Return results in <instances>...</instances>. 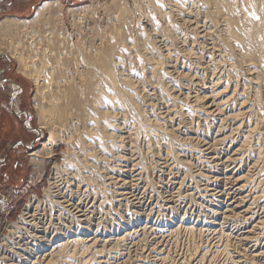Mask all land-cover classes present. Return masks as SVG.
<instances>
[{
	"label": "bare ground",
	"instance_id": "1",
	"mask_svg": "<svg viewBox=\"0 0 264 264\" xmlns=\"http://www.w3.org/2000/svg\"><path fill=\"white\" fill-rule=\"evenodd\" d=\"M131 2L67 8L74 41L60 22V1L43 2L28 20L0 21V50L35 86L36 132L47 133L42 147L55 130L73 135L63 169L49 182L47 202L57 214L46 221L38 201L27 205L0 246V264H110L127 241L150 235L153 263L213 264L221 257L218 264H264V0ZM99 8L107 12L105 28L96 22ZM83 16L94 23L88 38ZM156 172L179 175L178 198L156 207L164 216L196 196L218 207L222 197L209 187L220 181L238 198L227 202L220 224L213 208L198 229L187 217L176 225L171 217L159 237L146 224L103 239L82 233L93 221L74 199H90V213L130 223L135 213L120 217L115 209L132 198L129 187L154 192ZM257 208L263 217L254 218ZM240 219L250 225L234 237L225 224L236 229ZM165 232L171 244L181 234L197 241L176 258L162 247Z\"/></svg>",
	"mask_w": 264,
	"mask_h": 264
},
{
	"label": "rangeland",
	"instance_id": "2",
	"mask_svg": "<svg viewBox=\"0 0 264 264\" xmlns=\"http://www.w3.org/2000/svg\"><path fill=\"white\" fill-rule=\"evenodd\" d=\"M45 1L61 2L62 10L60 16L62 17H60L59 19L60 22L62 21L61 24L63 25V27L66 28L65 30L71 37V40L74 41L77 38L76 35L78 34L75 30L72 29L70 25V19H68L69 17L66 13V9H74L78 6L81 7L89 5L90 3H93L94 6H100L101 4L109 3L110 0H37L34 4L36 7L34 8L35 10L26 9V11L24 12H9L8 14H6L9 15L7 17H4V14L0 13V21L10 17H15L21 20H28L33 16V13L36 11V9ZM126 2L130 7L133 6L131 0H126ZM15 5L17 6V11H23L22 5L18 3ZM103 11L104 10H101V8H99L96 16V22L98 21L101 24L100 25L99 23H97L101 28H105L107 25V12L104 13ZM15 14L21 17L12 16ZM82 18L83 20H79V24L82 23L80 25L82 27L81 31H84L86 29L82 33L88 38L90 37V35L92 36L90 28L94 25V23L93 21L89 20L87 16H83ZM141 23L143 27H145V31L147 33H150V22L147 20H142ZM6 43L7 42H5V44ZM24 54H26V52L23 53V55ZM17 64V60L11 57L9 53H7L4 49L0 50V71L3 72L4 79L7 80L6 90L4 92L0 91V104L4 103L7 105L9 103V92L12 91V85L15 87L19 86L22 90L21 94H18L15 100V104L17 105L16 107L11 108L8 105V107H0V246L6 242L5 238L9 237L11 226L19 222L20 217L22 216V214H24L27 205H29L34 199L40 203L38 204V206L44 211V219L46 221L50 220L51 213L53 214V216L57 214V212H54V210H52V205L50 206L47 202V200L51 198L47 195V192L50 190L49 182L55 176L54 174L56 173L57 168L63 169L65 154L66 152L70 151V146L73 143V141L70 142V138L73 136L72 134H70L69 132L59 133V131L55 130L52 142L42 147L46 141L47 133L40 130V133L36 132V130H38V122L36 118L37 106L33 102V97L35 95V86L28 78L22 76L19 73V64ZM32 152H36L37 156H29ZM218 157L221 159V161H223L226 155L224 157V154H218ZM220 171L218 173L220 174L219 178H222V174L225 172V169L222 168ZM166 174H161L160 172H156L153 174L151 182L153 181V185L155 187L154 192H144L143 186L142 189L139 190L133 187H129V189L126 190V192H128L129 194L131 193L130 195H128V197L132 198L126 202V206L117 207L115 210L120 217L125 216L127 211L135 213L137 217L132 219L130 223H122L121 219L114 214H111L110 218H108V216L105 218L97 211H93L92 213H90V210H92V207L94 206L93 202L90 199L84 200L82 202L74 199L75 204H80L82 207H84L83 210L85 208H88L87 210H89V218H92L93 221L92 226L90 227L91 229L87 232L82 233L84 235H90V237L94 236L98 239H103L105 237H110L111 235L117 236L119 234L129 233L133 230L136 231L146 224V226L148 228L151 227L159 237V230H167L166 226L170 223L169 218L171 217L175 219L173 221V225L178 224L187 217V223L194 226L196 229L202 227L203 223L201 222L204 221V215L209 214L210 210L215 207V203L210 202V199L207 197L196 196L193 204L188 201L180 203L176 206L175 211L172 214L166 213V216L161 215L164 214V212H157L156 207L162 204L163 198L167 199L171 196L173 197V199L178 198L176 193V182L178 181V179L176 178L179 175L177 173H175L173 176L168 175V173ZM131 176H127V182L132 179ZM223 184L224 183L220 181L218 182V184H213L216 187H209L210 190L214 189L213 192H215V194H218L219 197H222L220 198V205L214 208L216 209L214 211H217V213H219V220L217 221L218 224L222 222V216L220 214L225 212L224 210H226L225 208H227V202H230V200H232V198L234 197L238 198V195L236 193L228 190V185ZM134 198H139V202H137V199L135 200ZM256 210L257 212L255 213ZM103 213L105 212L103 211ZM254 213V218H260L262 216L261 210H258V208L254 210ZM240 220L241 221L239 223L241 226L239 225V227L236 229L232 224H225L229 230L233 231L234 237H240V232H244L246 230V227L250 225L246 223L244 224L243 220ZM60 221L64 222V219H61ZM53 223H57V221L54 220ZM99 225L102 226L103 231ZM242 226L246 227L243 229ZM166 235L167 233L165 232L163 236ZM64 237L65 235H61L60 238H54V240L57 241L58 239H62ZM155 237L156 235H150L147 238V242L141 243H139L137 239L127 241L123 252L121 251V254L119 253L117 255L118 257H116V255L114 257H110V260L112 258L110 264H126L125 262L128 259V261H130L131 263L133 262L131 260L135 259L132 264H138L140 260L141 263L139 262V264H159V262L153 263V255L148 253V249H150L155 242ZM190 237L191 236H188L186 234H181L177 237L178 239H176L174 244H171L172 240L166 236L165 238L167 239L164 238V241L161 244L164 245L162 247L166 252H169L170 254L172 253L171 255L177 258L179 256L187 254L189 249L192 247L193 241H197L196 237ZM251 245L253 244H245V246H243V249H249L247 251L249 252L253 249V246ZM260 247H264V243H261ZM147 253L150 255H148ZM35 255H33V257ZM129 255L131 258L127 257ZM141 257H143L146 261ZM217 259L215 262H213V264H218V262H220L222 258L217 257ZM130 262L129 264H131ZM160 264L170 263L167 261L166 263Z\"/></svg>",
	"mask_w": 264,
	"mask_h": 264
},
{
	"label": "crops",
	"instance_id": "3",
	"mask_svg": "<svg viewBox=\"0 0 264 264\" xmlns=\"http://www.w3.org/2000/svg\"><path fill=\"white\" fill-rule=\"evenodd\" d=\"M36 1L37 0H0V13L4 14L3 15L4 17H7L9 15H6V14H8L9 12H15V11L16 12H24V11H26V9L35 10L34 8H36V7L34 4ZM17 3L23 6V9H22L23 11H17L18 9H17V6L15 5ZM12 16H18V15L15 14ZM18 17H21V16H18ZM6 83H7V80L4 79L3 72L0 71V91L1 92H4L6 90V87H7ZM11 90L12 91L9 92L10 100H9V103L7 105L9 107L13 108V107L17 106L15 104L16 103L15 100L17 98V95L21 94L22 90L19 86L15 87L13 85H12ZM7 105L2 103V104H0V107H8ZM19 114H21V113H19Z\"/></svg>",
	"mask_w": 264,
	"mask_h": 264
}]
</instances>
